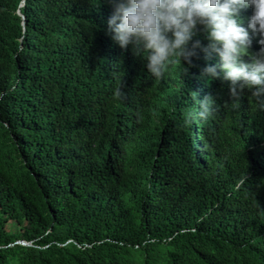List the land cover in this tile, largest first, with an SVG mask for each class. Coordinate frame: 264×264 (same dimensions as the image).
Instances as JSON below:
<instances>
[{
    "label": "trees",
    "instance_id": "1",
    "mask_svg": "<svg viewBox=\"0 0 264 264\" xmlns=\"http://www.w3.org/2000/svg\"><path fill=\"white\" fill-rule=\"evenodd\" d=\"M113 11L0 0V138L36 167L0 190V264H264V107L204 61L154 75Z\"/></svg>",
    "mask_w": 264,
    "mask_h": 264
},
{
    "label": "clouds",
    "instance_id": "2",
    "mask_svg": "<svg viewBox=\"0 0 264 264\" xmlns=\"http://www.w3.org/2000/svg\"><path fill=\"white\" fill-rule=\"evenodd\" d=\"M108 3L114 9L107 20L112 34L108 42L117 50L131 46L137 55L147 51L146 67L154 75H163L168 65L177 61L183 72L200 67L198 63L204 61V68L200 67L203 76L222 81L236 98L247 90L264 107V0H108ZM247 9L252 10L251 15ZM17 12L24 23L25 14L20 9ZM255 37H259L261 45L258 51L252 50ZM6 93L0 87V101ZM215 99L210 95L201 101L198 115H209ZM6 128L14 134L15 128L0 122V130ZM29 174L36 176L35 165L0 138V190L10 181L22 183ZM13 244L36 246L25 238Z\"/></svg>",
    "mask_w": 264,
    "mask_h": 264
}]
</instances>
